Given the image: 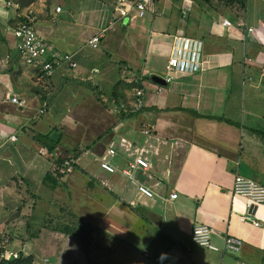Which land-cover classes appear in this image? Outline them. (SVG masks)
Wrapping results in <instances>:
<instances>
[{"label":"crops","instance_id":"0c3cea01","mask_svg":"<svg viewBox=\"0 0 264 264\" xmlns=\"http://www.w3.org/2000/svg\"><path fill=\"white\" fill-rule=\"evenodd\" d=\"M160 2L155 1L157 14L147 12L142 19L121 18L115 10L104 26L100 13L90 21L89 10L80 5L66 9V3L60 12L54 7L43 18L34 4L22 8L16 0L6 1L16 7L13 30L20 14L34 11L37 29L55 49L74 52L78 65L41 80L20 56L12 30L0 33V207L9 211L8 203H27L24 195L40 200L44 191L67 190L70 184L64 178L78 173L74 168L57 171L61 146L74 151L87 140L80 156L90 150L99 156L113 145L117 171L100 167L119 175L80 172L83 187L106 195L101 223L107 228L112 221L120 241L115 264H143L146 257L152 258L149 264H177V247L181 264H264V204L248 210L246 199L232 190L237 174L264 184V0H181V20ZM100 32L104 36L93 49L101 54L75 48L78 42L89 46L88 39ZM180 33L203 40L204 69L178 73L166 86L157 84L151 78L161 68L165 72L173 36ZM101 55L109 59L102 62ZM134 69L143 78L131 82L127 72ZM121 81L129 90L143 88L140 112L151 118L152 134L139 131L138 114L104 117L113 112L111 107L121 110L129 103L134 109V93L125 88L122 103L113 92ZM52 133L61 140L51 152L36 136ZM137 149L150 167L138 168L130 181L121 169ZM140 184L153 196L139 192ZM171 192L178 196L172 198ZM246 213L260 224L241 221ZM198 224L217 231L213 242L219 250L193 241ZM226 236L240 240L237 250L225 247Z\"/></svg>","mask_w":264,"mask_h":264},{"label":"rangeland","instance_id":"374dc122","mask_svg":"<svg viewBox=\"0 0 264 264\" xmlns=\"http://www.w3.org/2000/svg\"><path fill=\"white\" fill-rule=\"evenodd\" d=\"M6 1L0 0L1 34H5L6 29L12 30V33H14L10 22L14 18V15H16V7L6 6ZM159 1H161V6L173 14H177L180 18L181 0ZM66 3V9H68L69 5L72 8H75V5H80L89 10L88 18L90 21L94 20V16L100 13L98 16L102 20L100 24L104 25L107 22L108 15H114L118 0H38L34 6L36 10L41 11V16L44 18V16L49 15V12L54 7L56 11V7L59 5L65 11L64 4ZM116 17L117 15H115ZM133 17L131 16V18ZM74 46L75 48L82 49L83 53L99 52L101 54L99 49H93L90 46L83 48L82 42H78ZM108 57L101 55L100 59L104 62L103 60L107 61ZM161 70L162 68L157 71V75L161 76L164 74V69ZM137 71V69L128 71L127 75L131 76L136 74ZM146 74L147 77L150 76V71L147 69ZM48 88L51 91L55 90L53 81L48 83ZM125 88L129 90V87L123 81L116 82L115 87H113L115 96L122 103L126 99L124 100L119 97L123 98L122 95ZM129 91L131 94H135L134 89ZM109 110L113 112L105 114L104 117L109 116L111 120L122 116V113L125 115L133 113L129 103L121 110H118V107H111ZM104 132L110 136V133H108L109 129H106ZM87 142V140H82L80 142L81 146L75 148L74 151L71 148L66 149L65 146H61L62 154H59L60 156L58 157H74L75 154L83 150L85 147L83 144ZM78 164L80 169H85L92 174L104 173L100 167L98 156L92 150L83 152ZM77 173L78 176L73 171L68 178H64L70 184V188L68 186L67 190L60 188L57 194H47L43 190L44 192L40 195V200H38L39 197L38 199L35 198L34 194L24 195L23 204H25V201L27 203L25 205H22V202L18 203V201L17 203H8L7 205L11 207L9 211L0 207V262L12 264H115L114 256L120 241L113 233L114 225L112 221L106 224L109 230L105 228L103 222L101 223L103 212H105L103 209L105 203H101V200L103 199L102 196L106 197V195L99 188L83 187L82 182L85 180V177L83 178L84 175L80 170H77ZM104 174L108 176L119 175L118 172L116 174ZM85 193L88 194L89 199L86 198ZM25 197H27L26 200ZM20 201L22 200L20 199ZM21 207L24 208H22V211L20 210ZM16 210H19L21 214L16 212ZM79 219L84 221L85 228V231L79 235L81 240L73 234L62 233L50 227L54 224L67 223L71 225V230L78 232ZM46 222L47 224H45ZM174 254L180 255V261L177 264H181V247L174 249ZM146 258L143 264H149L148 261L152 259L151 257ZM171 259L174 260V258ZM186 259V257L183 258L184 262Z\"/></svg>","mask_w":264,"mask_h":264},{"label":"built area","instance_id":"2783aa9c","mask_svg":"<svg viewBox=\"0 0 264 264\" xmlns=\"http://www.w3.org/2000/svg\"><path fill=\"white\" fill-rule=\"evenodd\" d=\"M156 0H118L116 12L118 17L131 18V16L144 17L147 12L157 14ZM61 11V6L56 7V12ZM37 15L34 11H27L20 14V20L14 29L16 37V47L22 57L23 61L33 67L37 72L38 78L41 80L50 79L55 71L62 67L75 68L78 63L74 52H62L51 46L47 38L37 29ZM224 24L230 25L228 20ZM104 32L93 35L87 41V44L92 48H98ZM204 56V42L202 39L176 34L173 36L172 48L168 56L165 72L161 77L167 82H172L175 75L178 73H195L204 69L205 63ZM261 74L264 77V57L262 60ZM143 78V75H131L128 80L131 82ZM135 103L132 112L138 114L139 131L144 135L153 133V126L151 118L148 115H143L140 110L143 107V88L139 87L135 90ZM14 102L22 103L17 97L12 99ZM43 111V110H42ZM15 139V136H11ZM123 143L125 141H122ZM132 146V145H130ZM118 154V151L113 145L106 147L105 151L98 156L100 166L107 172L113 173L117 167L113 164L112 159ZM133 155V154H131ZM127 166L122 168V173L127 176L130 181L134 178V172L138 168L147 169L150 163L142 152L136 150V154ZM50 157H53L52 155ZM64 161L57 164V169L60 173L73 168L76 159L63 157ZM138 191L147 195L153 196V192L145 185L140 184ZM233 192L235 195L241 196L246 199L247 209H251L253 205L264 204V184L256 180L237 174L233 184ZM170 196L176 198L177 192H171ZM243 222H251L258 226L260 223L255 217L246 213L240 217ZM217 231L207 224H198L194 227L192 237L193 241L210 250H219L220 248L213 242V236ZM225 247L227 249L237 250L240 240L226 236L224 238ZM4 256V255H3Z\"/></svg>","mask_w":264,"mask_h":264},{"label":"trees","instance_id":"16d2710c","mask_svg":"<svg viewBox=\"0 0 264 264\" xmlns=\"http://www.w3.org/2000/svg\"><path fill=\"white\" fill-rule=\"evenodd\" d=\"M37 1L38 0H16V2L19 3L22 8H27V7L35 4ZM135 114H136V112L128 113L127 115L128 116H134ZM60 138H61V135L59 133H52V134H49V135H37L36 136V140H38L40 143H42L51 152L56 149V146L58 145V143L61 140ZM79 156H80V153H77L72 158L77 159ZM56 161H58L57 164H60L62 161H64V159L58 158V159H56ZM73 168L74 169H77V170L79 169V170L83 171L82 169H80L78 167L77 164H74ZM57 171H58V169H57ZM89 176L90 175H88V177ZM90 179H91V176H90ZM92 181L93 180L91 179L89 181V183L92 182ZM45 224H47V222ZM50 227L52 229H54L56 231H59V232H62V233L73 234L74 236H77L79 239H80V237H79L80 233L81 232L83 233L85 231L84 221L82 219H79V223H78V227H79L78 230L79 231L78 232L77 231L75 232V231L71 230V225L70 224H67V223H64V224L63 223L54 224L53 226H50ZM83 243H84V241H83ZM0 264H12V263L0 262ZM160 264H165V262L162 261V263H160Z\"/></svg>","mask_w":264,"mask_h":264},{"label":"water","instance_id":"95a60500","mask_svg":"<svg viewBox=\"0 0 264 264\" xmlns=\"http://www.w3.org/2000/svg\"><path fill=\"white\" fill-rule=\"evenodd\" d=\"M151 80L156 82L157 84H160V85H164V86L167 85V81L158 75H153Z\"/></svg>","mask_w":264,"mask_h":264}]
</instances>
